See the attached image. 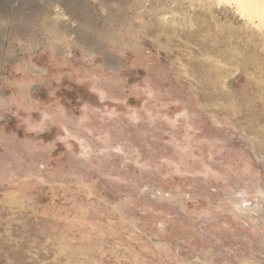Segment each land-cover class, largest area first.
I'll list each match as a JSON object with an SVG mask.
<instances>
[{
	"label": "rangeland",
	"instance_id": "obj_1",
	"mask_svg": "<svg viewBox=\"0 0 264 264\" xmlns=\"http://www.w3.org/2000/svg\"><path fill=\"white\" fill-rule=\"evenodd\" d=\"M0 264H264L259 19L0 0Z\"/></svg>",
	"mask_w": 264,
	"mask_h": 264
},
{
	"label": "bare ground",
	"instance_id": "obj_2",
	"mask_svg": "<svg viewBox=\"0 0 264 264\" xmlns=\"http://www.w3.org/2000/svg\"><path fill=\"white\" fill-rule=\"evenodd\" d=\"M228 1H230V0H228ZM235 1L238 2L239 9L242 12H246L248 14L249 18H252L253 16L257 17L259 19L260 26L264 29V0H235ZM245 202H247V201L245 200ZM244 203H243V205H244ZM243 205H242V209L249 210L248 204L245 203V205L244 206ZM237 206H239V205H237Z\"/></svg>",
	"mask_w": 264,
	"mask_h": 264
}]
</instances>
